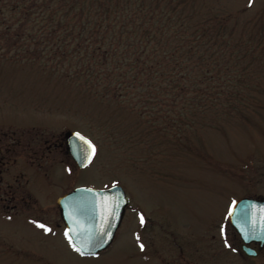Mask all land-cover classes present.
Masks as SVG:
<instances>
[{"label": "rangeland", "instance_id": "rangeland-1", "mask_svg": "<svg viewBox=\"0 0 264 264\" xmlns=\"http://www.w3.org/2000/svg\"><path fill=\"white\" fill-rule=\"evenodd\" d=\"M133 1L143 2L145 12L174 16L173 28L183 37L159 35L154 41L161 47L196 40L195 49L182 48L176 58L192 65L180 68L183 73L199 76L186 89L207 95L193 103L166 101L181 115L165 128L163 117L141 114L131 100L103 97L84 78L65 76L63 68L0 57V154L9 149L1 165L0 199L9 186L23 198L15 209L14 202L7 209L0 201V264H158L166 233L187 234L209 218L218 220L243 193L251 162L260 164L264 0ZM138 19L130 28L141 24ZM143 37L138 33L129 40L148 41ZM72 131L97 146L85 168H77L57 146ZM38 162L48 175L31 167ZM116 185L130 206L115 240L100 254L81 255L65 233L57 200L77 187Z\"/></svg>", "mask_w": 264, "mask_h": 264}, {"label": "trees", "instance_id": "trees-1", "mask_svg": "<svg viewBox=\"0 0 264 264\" xmlns=\"http://www.w3.org/2000/svg\"><path fill=\"white\" fill-rule=\"evenodd\" d=\"M119 2L125 5L118 6V0H0V57L63 68L65 76L84 78L103 97L131 100L141 114L163 117L165 128L173 127L181 115L173 101L193 103L207 95L206 90L186 89L196 85L199 76L193 71L183 73L180 68L192 65L184 66L176 58L182 48L195 49L197 42L192 39L184 45L161 47L154 41L159 35L183 37L171 22L174 16L162 10L145 12L143 2ZM139 13L140 19L136 18ZM136 19L141 24L130 28ZM164 20L166 24L161 23ZM137 30L148 41H130L137 37ZM119 37L125 42H118ZM159 52L163 57L155 58ZM144 54L152 58L142 61ZM203 74L212 79L207 71ZM171 85L176 88H165Z\"/></svg>", "mask_w": 264, "mask_h": 264}, {"label": "flooded vegetation", "instance_id": "flooded-vegetation-1", "mask_svg": "<svg viewBox=\"0 0 264 264\" xmlns=\"http://www.w3.org/2000/svg\"><path fill=\"white\" fill-rule=\"evenodd\" d=\"M57 146H60V149L65 148L67 156L79 168L69 153L66 136L65 140ZM8 150L6 149L0 154L1 176L3 173L1 165L4 164ZM260 153L261 159L258 160L260 164L255 165L251 162L250 166L246 169L250 173L245 176L247 182L242 190L243 193L233 201L237 202L245 198L264 205V149ZM39 158L43 159L41 156ZM31 167L44 175H48L49 173L47 167L44 168V165L40 162L34 164V166L31 165ZM13 189L12 186H9L5 191V196L0 199V201L3 200L2 202L6 204L5 208L7 209L12 208L11 204L13 202L15 203L13 209H15L17 207L16 204L23 200ZM129 206L130 202L126 208V212ZM232 207L233 202L229 204L225 212L219 215L218 220L216 218H209L206 224L204 223L201 228H197L191 233L183 234L182 231L180 234L166 233L163 242V260L158 261V264H264V222L256 221L252 225V228L240 232L230 222L229 213H231ZM57 208L61 218L58 200ZM243 215L246 217L250 216L248 212ZM258 216L259 214H256V219Z\"/></svg>", "mask_w": 264, "mask_h": 264}, {"label": "water", "instance_id": "water-1", "mask_svg": "<svg viewBox=\"0 0 264 264\" xmlns=\"http://www.w3.org/2000/svg\"><path fill=\"white\" fill-rule=\"evenodd\" d=\"M77 133L67 134V147L77 166L85 168L95 159L97 148L89 138ZM129 202L127 193L119 185L103 190L78 187L60 197L58 206L66 235L72 238L70 241L76 250L88 256L107 249L123 222ZM246 212L249 217L243 215ZM256 214H259L257 219ZM256 221L264 222V205L245 198L233 205L230 222L237 230L250 229Z\"/></svg>", "mask_w": 264, "mask_h": 264}, {"label": "snow or ice", "instance_id": "snow-or-ice-1", "mask_svg": "<svg viewBox=\"0 0 264 264\" xmlns=\"http://www.w3.org/2000/svg\"><path fill=\"white\" fill-rule=\"evenodd\" d=\"M77 135H79V133H77ZM89 143H91L90 141H89ZM94 147V146H93ZM235 201H233V205H235ZM229 214H231V213H229ZM144 222V216H143V214H141V223H143ZM41 227H46V226H44V225H41ZM50 230V229H49ZM69 239L71 240L72 238L71 237H69ZM141 248H143L144 247V245L141 243ZM73 247L75 248L76 246H75V244H73ZM78 251H80V249H77Z\"/></svg>", "mask_w": 264, "mask_h": 264}]
</instances>
